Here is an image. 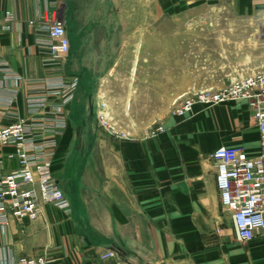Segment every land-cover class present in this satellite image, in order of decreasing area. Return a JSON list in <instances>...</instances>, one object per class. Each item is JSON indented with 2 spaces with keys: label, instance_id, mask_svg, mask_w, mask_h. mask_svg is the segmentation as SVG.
I'll use <instances>...</instances> for the list:
<instances>
[{
  "label": "crops",
  "instance_id": "1",
  "mask_svg": "<svg viewBox=\"0 0 264 264\" xmlns=\"http://www.w3.org/2000/svg\"><path fill=\"white\" fill-rule=\"evenodd\" d=\"M132 1L0 0V15L7 10L13 15L8 28H0V61L11 71L9 76L0 73V125L31 118L27 95L41 93L45 80L56 75L54 66L43 60L39 39L45 37L41 24L58 6L71 42L62 63L65 74L69 62L87 63V53L91 62L108 63L107 50L117 43L121 47L122 41L129 48L124 60L132 62L131 17L137 14ZM138 1V14L146 21L154 14L204 15L220 4L240 13L264 8V0ZM138 29L144 33L139 45L155 48L156 56L163 58L164 24L142 23ZM149 31L156 33L155 40H148ZM71 47L75 52L70 57ZM87 74L91 81L121 76ZM131 92L91 87L74 91L63 103L61 95L49 94L34 117H52L48 112L62 103L66 124L55 136L52 173L70 207L41 204L35 220L8 215L0 223V264L40 255L49 264H114L116 259L100 258L111 248L122 264H264V232L257 231L251 241L237 239L231 214L220 202L211 157L221 146L240 147L248 155L258 152L259 132L246 102L196 104L185 116L169 111L149 131L145 123L139 127L146 130L134 134L132 118L118 108ZM101 102L106 103L112 132L102 133L93 121ZM158 126L162 130L151 134ZM13 153L12 145L0 144V181L19 166Z\"/></svg>",
  "mask_w": 264,
  "mask_h": 264
},
{
  "label": "built area",
  "instance_id": "2",
  "mask_svg": "<svg viewBox=\"0 0 264 264\" xmlns=\"http://www.w3.org/2000/svg\"><path fill=\"white\" fill-rule=\"evenodd\" d=\"M12 19V13L5 11L0 15V28H8L7 24ZM40 28L45 33V37L39 39L43 60L54 66L56 75L45 80L41 93L27 95L31 118H18L8 125H0V144L12 145L14 153L10 156L16 157L19 163L17 169L0 181V223H5L8 215L16 220H35L41 215V204L44 203L63 210L70 207L52 173L55 136L66 124L61 105L72 98L75 90V82L67 80L62 74V63L71 46L62 7L58 6ZM0 73L11 74L1 61ZM49 94L61 95L62 103L55 104L48 112L52 117H34L47 104ZM227 100L245 101L259 132V150L255 155H248L240 147L227 146L217 148L211 155L216 165L221 205L231 214L237 239L247 242L254 238L257 231L264 232V69L234 78L221 89H192L174 101L171 113L185 116L192 113L196 104L211 106ZM9 103L10 100L5 101L6 105ZM105 107L104 103L98 106L95 117L98 125L110 131L109 128H113L105 126ZM161 130L162 126H158L151 134ZM100 258L116 259L114 264H122L113 248ZM16 264H49V261L44 255L28 256L19 258Z\"/></svg>",
  "mask_w": 264,
  "mask_h": 264
},
{
  "label": "rangeland",
  "instance_id": "3",
  "mask_svg": "<svg viewBox=\"0 0 264 264\" xmlns=\"http://www.w3.org/2000/svg\"><path fill=\"white\" fill-rule=\"evenodd\" d=\"M132 9L137 14L134 13L131 17V63L129 57L124 60L125 52L127 53L129 48L125 47L122 41L121 47H118L117 43L115 47L107 50L108 63L100 65L91 62V55L87 53V63L76 65L69 62L65 74L71 82H75L74 91L80 93L91 87L131 88V96L125 97V102L120 103L118 108L121 113L132 118L131 131L134 134L145 131L144 127H139L145 123L149 131L162 116L169 111L171 113L174 101L190 90L221 89L234 78L264 69V33L261 31L264 24V8L240 13L220 4L204 15L185 18L172 14H165L163 17L154 14L148 17V21L138 14V0L132 1ZM142 23H148L149 26L164 24L163 38L167 46L163 49V58L157 57V50L149 44V47L139 45L140 37L144 36L138 29ZM255 33H259L256 39ZM146 35L148 40L156 39L154 31H149ZM70 36L73 35L70 33ZM74 52L75 48L71 47L70 57L74 56ZM157 59H164V62L156 63ZM90 71H99L98 77L104 78L113 73H120L121 76L116 80L91 81L87 74ZM188 83L190 86L187 87ZM174 92L180 95L173 94ZM101 104L102 102L99 106ZM104 104L106 105L105 102ZM95 110L96 113L97 109ZM104 112L105 126L111 125L106 107ZM93 121L102 133H108L98 125L95 116Z\"/></svg>",
  "mask_w": 264,
  "mask_h": 264
},
{
  "label": "bare ground",
  "instance_id": "4",
  "mask_svg": "<svg viewBox=\"0 0 264 264\" xmlns=\"http://www.w3.org/2000/svg\"><path fill=\"white\" fill-rule=\"evenodd\" d=\"M263 33H264V24L262 25V30H261ZM260 33V32H259ZM259 33H255L254 34V38L256 39L258 36H259Z\"/></svg>",
  "mask_w": 264,
  "mask_h": 264
}]
</instances>
